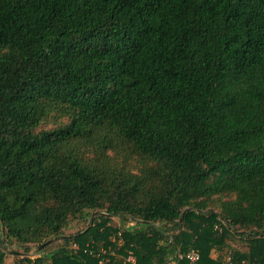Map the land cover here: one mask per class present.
Wrapping results in <instances>:
<instances>
[{
    "label": "trees",
    "instance_id": "16d2710c",
    "mask_svg": "<svg viewBox=\"0 0 264 264\" xmlns=\"http://www.w3.org/2000/svg\"><path fill=\"white\" fill-rule=\"evenodd\" d=\"M190 248L264 264V0H0V264Z\"/></svg>",
    "mask_w": 264,
    "mask_h": 264
},
{
    "label": "built area",
    "instance_id": "2783aa9c",
    "mask_svg": "<svg viewBox=\"0 0 264 264\" xmlns=\"http://www.w3.org/2000/svg\"><path fill=\"white\" fill-rule=\"evenodd\" d=\"M128 224H132V222L129 221ZM154 225H158V224L154 223ZM218 229L220 228L218 227ZM112 241H116L119 244L121 243L120 232H118L116 238L115 237L112 238ZM72 248L77 249V244L73 243ZM89 253L96 255L98 259L101 261L103 257L106 255V253L110 255V254H114L115 252L110 247L108 250H106L104 246H100L94 250L90 249ZM199 259H200L199 252L194 248H190L189 250L186 251L179 250L175 252L174 255L172 256V259L167 260L165 264H199ZM124 260L129 264H136V258L132 250H128L126 252ZM232 260H233L232 255L228 254L227 256H225V259L222 264H233Z\"/></svg>",
    "mask_w": 264,
    "mask_h": 264
},
{
    "label": "rangeland",
    "instance_id": "374dc122",
    "mask_svg": "<svg viewBox=\"0 0 264 264\" xmlns=\"http://www.w3.org/2000/svg\"><path fill=\"white\" fill-rule=\"evenodd\" d=\"M89 223V220L87 221H80V222H77V221H72L65 229H64V232L65 233H71V232H75L77 229L79 228H82L83 226H85V224L87 225ZM129 221H128V218L126 219H121L120 217H118L117 215H113L111 216V219H110V222L109 224L113 225V226H118V225H125V224H128ZM122 227V226H121ZM112 237V236H111ZM232 244H235L236 243H232ZM239 247L241 248H244L243 245H238ZM34 252H36L35 250H32L29 252L31 253L32 255L34 254ZM11 260V257L9 256L7 261L9 262Z\"/></svg>",
    "mask_w": 264,
    "mask_h": 264
},
{
    "label": "water",
    "instance_id": "95a60500",
    "mask_svg": "<svg viewBox=\"0 0 264 264\" xmlns=\"http://www.w3.org/2000/svg\"><path fill=\"white\" fill-rule=\"evenodd\" d=\"M52 241V239H49L47 241H45L44 243L40 244L39 246H37L35 248V251H38L39 249H41L42 247L46 246L47 244H49Z\"/></svg>",
    "mask_w": 264,
    "mask_h": 264
}]
</instances>
